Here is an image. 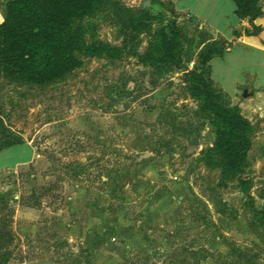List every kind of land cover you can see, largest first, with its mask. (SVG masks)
Masks as SVG:
<instances>
[{"label": "rangeland", "instance_id": "obj_1", "mask_svg": "<svg viewBox=\"0 0 264 264\" xmlns=\"http://www.w3.org/2000/svg\"><path fill=\"white\" fill-rule=\"evenodd\" d=\"M200 1L227 12L223 1ZM259 5L264 19V0ZM210 7L200 11L208 16ZM127 9L137 21L143 10L150 15L130 44L120 20ZM3 16L0 0V23ZM172 29L179 44L169 61L157 63L160 54L150 58L147 50ZM70 31L80 43L76 69L44 85L0 77L3 126L40 156L0 178L14 215L25 208L12 221V260L264 264V231L254 213L264 209V87L247 83L238 91L264 55L235 37L228 53L209 62L213 88L251 123L243 173L228 177L202 160L215 131L190 92L201 68L194 41L221 36L157 0H103L73 19Z\"/></svg>", "mask_w": 264, "mask_h": 264}, {"label": "trees", "instance_id": "obj_2", "mask_svg": "<svg viewBox=\"0 0 264 264\" xmlns=\"http://www.w3.org/2000/svg\"><path fill=\"white\" fill-rule=\"evenodd\" d=\"M103 0H3L4 16L0 23V77L17 86L44 85L58 80L80 62L74 51L79 40L70 31L73 19L86 14L89 9ZM234 14L240 20H247L251 30L244 28L245 36H256L260 32L253 21L262 13L259 0H233ZM141 18L133 19L127 9V20H121L123 33L127 34V44L135 41L142 20L150 19L147 10L141 11ZM173 33L167 37L160 33L159 46L147 50L157 63L169 61L172 51L177 48L180 36ZM202 35V34H201ZM234 36L239 33L234 31ZM183 41L193 43V39L183 35ZM200 49V72L190 87L191 96L199 101L197 113L209 120L214 128L213 147L200 151L207 167H219L222 176L242 174L243 164L250 148L248 134L251 123L240 113L238 107L231 106L227 95L213 88L209 62L223 56L229 45L223 38L217 42L211 38L194 41ZM135 54L134 48L129 51ZM147 57V56H146ZM148 58V57H147ZM0 150L22 144L3 126L0 119ZM237 184L242 185L237 177ZM242 190H245L241 187ZM264 198V196H260ZM13 201L0 193V264L12 260L10 251L16 241L12 228L14 209L8 207ZM252 207V206H251ZM253 210L254 207H252ZM256 221L264 231V209L254 211Z\"/></svg>", "mask_w": 264, "mask_h": 264}, {"label": "crops", "instance_id": "obj_3", "mask_svg": "<svg viewBox=\"0 0 264 264\" xmlns=\"http://www.w3.org/2000/svg\"><path fill=\"white\" fill-rule=\"evenodd\" d=\"M157 1L170 2L173 5V8L176 12L188 14L195 21L199 22L201 26H203L206 29H209L216 35L221 36L228 42H231L232 40L235 39L234 31L249 27L248 26L249 23L247 20H240L235 16L233 0H217V2L220 4L222 1L225 3V6H227V12H225L226 9L225 10L217 9V7L213 4L210 7L208 1L201 2L200 0H184L187 1L186 3L188 2L190 3L188 4L183 3L181 6H178L176 3L174 4L173 0H157ZM202 5H208V7H210L208 16L200 11ZM253 24L264 28L263 26L264 19L262 17L257 18L253 21ZM236 39L238 41V44L236 45L246 46L247 48L264 55V29L263 31L259 32L256 36H245L242 32V34ZM228 52L229 50L226 53ZM257 65H258L257 69H253L252 73L246 74L245 76L246 82L238 86V91L240 87H244L245 85H247V83L248 85L250 83L254 89L257 88L262 89L264 87V77L260 73L261 70L262 71L264 70L263 69L264 60L260 61ZM233 100L234 97L231 98V101ZM255 101L256 100H254L253 102ZM237 106H239L240 108V104H238ZM39 158L40 156L37 153L35 147L32 145L31 142L28 141H24L22 144L14 145L0 150V178L4 174H7L9 172L17 173L19 170H21V168L32 164ZM0 192H3L4 194L7 193V191H1V190ZM20 208L15 210V215L13 216V220L15 221L18 220L19 218L18 217L19 212L20 214L25 212V210H23L25 208L23 207ZM6 264H56V263L51 259H30V260H18V261L11 260Z\"/></svg>", "mask_w": 264, "mask_h": 264}, {"label": "water", "instance_id": "obj_4", "mask_svg": "<svg viewBox=\"0 0 264 264\" xmlns=\"http://www.w3.org/2000/svg\"><path fill=\"white\" fill-rule=\"evenodd\" d=\"M149 4V2H144L143 3V5L145 6V5H148ZM244 98L245 97H247V93H246V91H244V93H243V95H242Z\"/></svg>", "mask_w": 264, "mask_h": 264}]
</instances>
